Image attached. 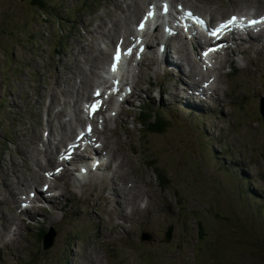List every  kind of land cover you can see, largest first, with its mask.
<instances>
[{
    "label": "rangeland",
    "instance_id": "rangeland-1",
    "mask_svg": "<svg viewBox=\"0 0 264 264\" xmlns=\"http://www.w3.org/2000/svg\"><path fill=\"white\" fill-rule=\"evenodd\" d=\"M46 1L49 4L48 14L39 13L35 0H0V180L14 182L29 170L20 159L35 157L36 142L33 137L27 139V130L35 127L33 113L40 116L45 110L42 100H49L47 92L56 90L66 99L52 114L55 124H59L56 110L66 108L69 112L70 109L66 106L65 93L75 81L86 77L93 65L105 64V54H100L99 63L93 61L99 45H105L98 32L100 25L95 31L88 28L95 19L94 14L108 23L106 30L114 28L115 17L123 22L133 20L129 19V11L123 8L131 0H117L121 4L118 6L108 0L91 2L89 7L77 12L72 26L68 10L77 4V0ZM238 1L244 8L260 10L264 7V0H232L229 8ZM188 2L212 16L227 9L217 0ZM139 9L138 5L135 6L132 15L135 16ZM84 23L88 25L82 26ZM61 30L66 34L62 52L49 55V42L57 39ZM176 51L187 57L183 48L177 47ZM192 60L181 59L173 70L163 69L165 63H161L159 71L170 83L166 89L156 88L154 97L144 104L151 106L152 116L154 113L162 115L170 126L161 129L163 132H148L136 121L139 107L144 105L128 106L127 118L115 131L116 140L112 142L113 148L109 149L115 150L114 154L107 155L112 160H123L119 169L127 171V178L148 181L158 194V199L149 205V213L144 214L145 217L140 218L138 223L130 224L135 237L124 245L104 241L108 237L104 232L109 229L105 223L98 220L94 223L93 219L78 214V221L69 220L73 223L64 224L65 220L57 216L60 215L58 207H54L55 211L52 209L49 212L53 216L50 218L52 221L49 217L43 222L41 216L34 218L42 224H32L25 233L23 227H19L13 244L22 249L26 242L37 246V234L32 235V230L38 232L40 228L53 225L57 231L55 236L63 227L62 232L68 237V250L57 249L61 255L54 261H41L39 257H34L24 263V256L9 253L8 247H0V255L2 252L6 255L5 261L0 264H264V116L261 118L258 113L257 117L250 112L258 109V91L243 87L244 95L239 98L238 106L242 111L249 110L246 113L236 107L235 101L223 105V117L218 115L217 108H214L213 114L205 112V109L204 112L195 109L188 113L190 109L186 108L178 88L184 79L195 80L191 73L199 66ZM263 66L262 62L255 64L252 72L259 71ZM202 76L207 79L210 73L204 71ZM131 79L134 77L131 76ZM149 79L155 80L153 76ZM261 81V77L254 79L256 84ZM217 84L218 91L219 87H226L225 95L228 79L219 76ZM258 89L262 92L261 87ZM78 91L85 96L87 85L84 84ZM77 92L76 100L79 101L83 96ZM142 101L146 102V99ZM248 117L251 119L244 124L240 121ZM256 117L259 123H256ZM4 131L9 137L5 138ZM38 132H42L40 127ZM4 146L8 151L3 150ZM9 161L16 164L17 171L13 170L16 176L10 171ZM158 170L166 173L164 182L157 176ZM117 172L114 171V174ZM94 173H91L90 182L103 189V197L115 194L114 183L108 180L112 177H102L104 180L99 181ZM38 179H42V175L33 171L23 176L22 185H30L28 190L32 189ZM138 181H134V188H137ZM0 187L3 191L10 190L7 181H2ZM66 190L74 196L80 193V187L71 184ZM72 199L69 195L67 201L73 204L79 200ZM131 205L130 211L118 207V204L113 205L115 214L124 218L126 212L131 219L134 214L143 213L138 205ZM104 207L109 209L108 203ZM89 211L94 213L93 209ZM8 215H12V209L0 203V225ZM6 219L13 222L12 217ZM169 221L175 224L172 245L140 241L141 231L150 229L160 231L157 239L162 238L163 227ZM77 228H81L86 235L78 233L71 240L70 236ZM94 229L98 231V237L90 235ZM119 236L115 235L112 239ZM126 236L132 237L129 232ZM57 238L59 242L63 241V234ZM0 240L4 244L10 243L5 235ZM43 254L52 257L48 253Z\"/></svg>",
    "mask_w": 264,
    "mask_h": 264
},
{
    "label": "bare ground",
    "instance_id": "bare-ground-1",
    "mask_svg": "<svg viewBox=\"0 0 264 264\" xmlns=\"http://www.w3.org/2000/svg\"><path fill=\"white\" fill-rule=\"evenodd\" d=\"M253 45V43L252 42H249L247 45H245V47L247 48V47H251ZM177 50V48L175 49V51ZM168 51L170 52V49H168ZM168 51H166L165 52V56L166 55H168ZM174 52V51H173ZM176 54H177V57L179 58V59H186L187 61H191L192 60V58L189 56V54L186 52V54H187V57H183L181 54H180V52H178V51H176L175 52ZM193 61V60H192ZM152 62H154V60L152 61ZM183 62V61H182ZM190 70V69H189ZM181 71V70H180ZM188 71V70H187ZM192 71V70H191ZM185 74V73H184ZM192 74V73H191ZM207 75V74H206ZM187 76V75H186ZM192 76V75H191ZM193 77V76H192ZM189 78V77H188ZM190 79V78H189ZM84 88V87H83ZM174 88V87H173ZM172 89V88H171ZM170 89V90H171ZM78 91V90H77ZM81 91H78L77 92V94H79V96H84V93L83 92H81ZM260 108H261V111L264 113V95H262V97H261V102H260ZM142 126V125H141ZM143 128H144V126H142ZM145 127L146 128H148L146 125H145ZM67 134V133H66ZM61 138L59 139V140H57V144L58 143H61L62 142V140H63V138H64V135H61L60 136ZM53 159H54V157H52L51 159H49V160H52L53 161ZM91 173H94V172H88L85 176H83L84 177V179H85V181L86 182H90L91 181V179H92V175H91ZM94 174H96L97 175V172H95ZM36 175V174H35ZM98 177V180L99 181H103L104 179L102 178V177H99V176H97ZM39 178V177H38ZM109 180V179H108ZM107 182V181H106ZM96 184V183H95ZM114 206H115V204H114ZM140 209H141V207H140ZM125 210V209H124ZM75 211H77V209H76V207H75ZM116 215V214H115ZM123 216H124V219H128V215H127V213L126 212H124V214H123Z\"/></svg>",
    "mask_w": 264,
    "mask_h": 264
},
{
    "label": "trees",
    "instance_id": "trees-1",
    "mask_svg": "<svg viewBox=\"0 0 264 264\" xmlns=\"http://www.w3.org/2000/svg\"><path fill=\"white\" fill-rule=\"evenodd\" d=\"M35 4L38 7V11L39 13H46L48 14V9H49V4L47 3L46 0H35ZM145 127V125L143 124H139ZM164 127V124L160 121V119H158L157 121H154L152 123L149 124V129L151 131H158L161 130ZM166 173L163 171L158 170L157 171V176L160 177V181L164 182L165 180V175Z\"/></svg>",
    "mask_w": 264,
    "mask_h": 264
},
{
    "label": "snow or ice",
    "instance_id": "snow-or-ice-1",
    "mask_svg": "<svg viewBox=\"0 0 264 264\" xmlns=\"http://www.w3.org/2000/svg\"><path fill=\"white\" fill-rule=\"evenodd\" d=\"M151 15H152V13L149 12V16H151ZM236 21H237V18L235 16H233L226 24L221 25V28H219L216 31L212 32L211 35H213V36L217 35L222 28H226L229 24H235ZM248 23H249V25L256 24V23H264V17H262L259 21L251 20ZM140 27H141V29L143 28V23L141 24ZM129 52H131V49L129 50ZM119 59H120V51H119V47H117V51H116V55L114 57V60L116 62H119ZM116 66H117V64L113 63V65H112V70L113 71L116 70ZM97 95H99V93H97ZM97 107H98V105H92L90 107V114H91V112L95 111Z\"/></svg>",
    "mask_w": 264,
    "mask_h": 264
},
{
    "label": "water",
    "instance_id": "water-1",
    "mask_svg": "<svg viewBox=\"0 0 264 264\" xmlns=\"http://www.w3.org/2000/svg\"><path fill=\"white\" fill-rule=\"evenodd\" d=\"M263 116H264V115H263ZM172 228H173V226L171 225V226L166 230V232L164 233V236H163V238L161 239V241H163V242H169V241H170L171 236H172ZM50 235H51V233H47L45 237L50 236ZM52 235H53V233H52ZM151 239H152V238H151Z\"/></svg>",
    "mask_w": 264,
    "mask_h": 264
}]
</instances>
